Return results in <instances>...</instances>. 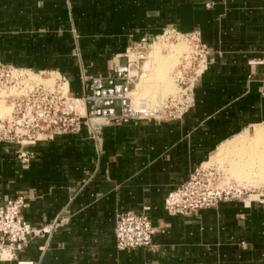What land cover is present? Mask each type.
<instances>
[{"label": "crops", "instance_id": "1", "mask_svg": "<svg viewBox=\"0 0 264 264\" xmlns=\"http://www.w3.org/2000/svg\"><path fill=\"white\" fill-rule=\"evenodd\" d=\"M198 34L209 50L178 119L88 128L27 150L0 145V205L23 196L25 221L60 229L29 242L33 264H264V197L197 216L165 210L168 194L221 150L264 125V0H0V62L57 72L82 101L114 60L146 36ZM150 208V248L120 251L116 217ZM44 249V250H42ZM0 264H17L1 263Z\"/></svg>", "mask_w": 264, "mask_h": 264}, {"label": "built area", "instance_id": "2", "mask_svg": "<svg viewBox=\"0 0 264 264\" xmlns=\"http://www.w3.org/2000/svg\"><path fill=\"white\" fill-rule=\"evenodd\" d=\"M185 41L188 52L176 70L180 97H171L162 107L145 111L137 106L135 90L140 79V62L145 51L160 40ZM209 50L198 34H182L176 30L161 36H146L126 54L118 56L108 77H96L86 85L80 100L71 96L68 79L57 72L34 73L0 62V145H15L21 151L18 159L29 162L34 154L27 149L58 136L78 135L88 128L97 138L102 121L120 125L135 121L175 120L172 109L178 105L191 107L195 83L207 69ZM169 113L164 117V113ZM201 166L189 180L172 190L165 200V210L173 216H197L229 201H250L260 195L226 178L213 166ZM27 200L20 196L0 205V262H23L19 254L31 240L57 232L66 219L54 221L42 229H34L23 216ZM120 212L116 217L115 237L120 251L150 248L155 230L149 214ZM44 250V249H42Z\"/></svg>", "mask_w": 264, "mask_h": 264}, {"label": "rangeland", "instance_id": "3", "mask_svg": "<svg viewBox=\"0 0 264 264\" xmlns=\"http://www.w3.org/2000/svg\"><path fill=\"white\" fill-rule=\"evenodd\" d=\"M155 48L158 49V57L161 56L163 60L170 62L168 67L169 69L167 68L166 70H164L169 81V87H167L166 89L162 84V80H157L159 74L163 72L162 67L156 66V68L152 69L154 63L158 65L157 58H154L155 56L152 55V52ZM187 52L188 46L185 41L172 43L171 41H167L165 39L157 41L154 45L146 49V56L144 60H142L139 64L140 69L143 72L140 73V79L137 83V85L142 83V85L140 84V94L137 93L138 91H136L135 93L136 104L138 107L145 111H154L156 108L162 107L163 104L166 103V101L171 97H180L181 94L177 86L178 83L175 74L176 70L182 62L183 57ZM150 63L152 65V70L148 68L150 70L149 71L148 69H146V66ZM136 90L139 89L136 88ZM142 98L147 100V103H142ZM186 108V104L178 105L176 108L172 109L171 112H173L174 116H178L181 115L182 112L184 113ZM168 114V112L164 113V117H168ZM263 128L264 125L259 126L255 129V131L251 133V135L238 138L239 140L247 138L246 140L250 141L248 144H250L252 140L255 139L257 143L255 142V140H253L254 142H252L251 144L252 146L256 144L255 146L257 147L250 150L251 146H247L248 144L246 143H244L245 146L242 145V148H240L241 145H239L238 149L244 152L242 155H236L235 153L226 155V153L222 149L220 155L214 158L212 162L208 164V167L213 166L226 178L227 181L234 182L237 185L255 191L258 194L261 193L264 188V141L261 142L262 144H260L258 141H262L264 139L260 140L258 138L260 136L256 135V133H258V131ZM256 137L259 140L256 139ZM260 138H263V136ZM256 149L260 150H258V152H262V154H260L262 155V157L256 158ZM236 164L240 166L241 170H234V165Z\"/></svg>", "mask_w": 264, "mask_h": 264}, {"label": "bare ground", "instance_id": "4", "mask_svg": "<svg viewBox=\"0 0 264 264\" xmlns=\"http://www.w3.org/2000/svg\"><path fill=\"white\" fill-rule=\"evenodd\" d=\"M152 55L153 56H155L154 58H157V62H158V65L156 64V63H154V66L152 67V65H151V63L150 64H147V66H146V69H151V67H152V69L153 68H156V66H159V67H162V69H163V72L162 73H160L159 74V76L157 77V80L158 79H161L162 80V84H163V86H164V88L166 89L167 87H169V81H168V77H167V74L165 73V71L164 70H166L168 67H169V64H170V62H168V61H166V60H163L162 58H161V56L160 57H158V49H154L153 50V52H152ZM161 58V59H160ZM146 64V63H145ZM172 65V64H171ZM148 69V70H149ZM151 69V70H152ZM169 69V68H168ZM150 71V70H149ZM147 76V75H146ZM149 76V75H148ZM141 85H142V83H140ZM140 84H138L137 85V88L139 89V90H135V93H136V91H138L137 93H139L140 94V87H141V85ZM168 90V89H167ZM143 91V90H142ZM137 98V97H136ZM147 100H145L144 98H142V103H144V102H146ZM147 103V102H146ZM259 130V129H258ZM257 132V131H256ZM256 135H258V136H260V137H262L263 136V138H260V137H258L260 140L261 139H264V128L263 129H260L259 131H258V133H256ZM255 135V136H256ZM249 138V137H248ZM257 137H256V139H258ZM247 139V138H246ZM246 139H241V140H237V141H235V143H234V145L233 144H231L230 145V147L228 146V147H225L224 149H223V151L226 153V155L228 154H231V153H235L236 155H238V154H243L244 152H242V150H240V149H238L239 148V145H241V147L240 148H242V145H244L245 146V144L244 143H246V144H248L250 141H248V140H246ZM258 139V140H259ZM253 140H255V139H253ZM252 140V142H254ZM264 140H262V141H258L260 144H262L261 142H263ZM251 142V143H252ZM255 142H256V140H255ZM250 143V144H251ZM257 143V142H256ZM250 144H248L247 146H251L250 147V150H252L253 148H255V147H257V146H255L256 144H254L253 146H252V144L250 145ZM246 146V147H247ZM245 147V148H246ZM259 150V149H258ZM258 150L256 149V158H259V157H262V155H260V154H262V152L260 153V152H258ZM260 151V150H259ZM238 169V171L239 170H241L240 169V166L238 165V164H236V165H234V170H237Z\"/></svg>", "mask_w": 264, "mask_h": 264}]
</instances>
